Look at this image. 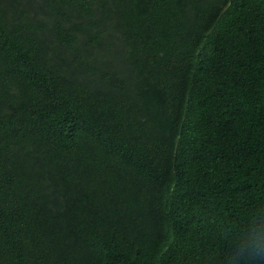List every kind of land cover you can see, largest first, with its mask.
Instances as JSON below:
<instances>
[{"label":"trees","instance_id":"1","mask_svg":"<svg viewBox=\"0 0 264 264\" xmlns=\"http://www.w3.org/2000/svg\"><path fill=\"white\" fill-rule=\"evenodd\" d=\"M253 214L264 0H0V264H226Z\"/></svg>","mask_w":264,"mask_h":264},{"label":"clouds","instance_id":"2","mask_svg":"<svg viewBox=\"0 0 264 264\" xmlns=\"http://www.w3.org/2000/svg\"><path fill=\"white\" fill-rule=\"evenodd\" d=\"M250 223V228L234 238L226 264L264 262V221H261L258 214H253Z\"/></svg>","mask_w":264,"mask_h":264},{"label":"bare ground","instance_id":"3","mask_svg":"<svg viewBox=\"0 0 264 264\" xmlns=\"http://www.w3.org/2000/svg\"><path fill=\"white\" fill-rule=\"evenodd\" d=\"M88 44H89V43H87V45H88ZM87 45H85V46H87ZM83 46H84V45H83ZM87 47H88V46H87ZM89 47H91V46L89 45ZM83 48H84V47H83ZM85 48H86V47H85ZM90 49H91V48H90ZM90 49H89L88 51H90ZM102 57H103V56H102ZM73 58H74V57H73ZM73 58H72V59H73ZM74 59H77L76 56H75ZM78 59H79V58H78ZM77 61H78V60H76L75 62H77ZM78 62H80V61H78Z\"/></svg>","mask_w":264,"mask_h":264}]
</instances>
